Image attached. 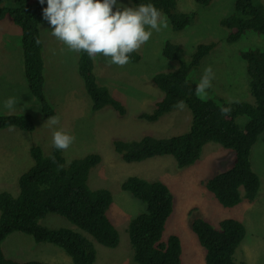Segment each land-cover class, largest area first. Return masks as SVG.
I'll use <instances>...</instances> for the list:
<instances>
[{
	"label": "trees",
	"instance_id": "trees-1",
	"mask_svg": "<svg viewBox=\"0 0 264 264\" xmlns=\"http://www.w3.org/2000/svg\"><path fill=\"white\" fill-rule=\"evenodd\" d=\"M127 1L134 7L153 4L167 17L173 32L182 31L196 18L193 12L178 11L175 0ZM192 1L205 7L213 0ZM45 7L46 0L44 4L39 0H13L9 7L3 6L0 0V21L8 19L19 29L20 56L27 90L39 103L42 117L48 119L54 114L43 96L44 63L39 31ZM218 23L225 30L226 44L236 43L246 35L264 37V5L260 0H234L231 13L221 17ZM213 48L212 43L197 44L185 61L181 48L165 40L161 55L175 62L176 69L156 73L152 77L153 85L162 96L153 103L151 110L137 116L146 123H155L183 101L191 114L188 131L171 137L146 135L139 139H112L111 148L125 163L170 156L176 168L182 169L198 161L204 144L221 145L232 151V164L202 184L222 208L230 209L242 201L251 202L260 188L259 177L251 167L250 153L258 138L264 137V47L249 45L235 52L245 65L252 104L197 97L189 78L190 72ZM139 60L137 52L130 54L129 63L136 64ZM76 71L90 99L92 112L106 107L118 117L127 113L121 101L97 84L94 58L83 51L78 52ZM221 107L230 108V113L222 114ZM239 117L246 118L242 126L236 123ZM29 120L27 114L0 115V130L11 127L32 132L33 125ZM63 152L51 144L48 155L44 156L39 146H30L28 153L32 164L17 179V195L5 191L0 193V264H51L7 259L1 245L15 232L30 236L35 243L56 246L72 264H93L95 245L109 249L118 246V231L107 214L112 204L111 194L107 190H92L87 186L89 171L101 162V157L88 154L67 162ZM53 156L55 161L51 159ZM120 187L144 205V211L131 219L126 228L132 251L131 264H182L179 238L176 235L164 238L165 222L172 213V196L168 188L158 180L147 181L135 176L124 179ZM194 214V210L188 213L190 229L202 248L204 264H244L235 259L236 250L246 235L243 224L226 218L213 227ZM46 215L64 218L77 231L42 226L39 221Z\"/></svg>",
	"mask_w": 264,
	"mask_h": 264
},
{
	"label": "rangeland",
	"instance_id": "rangeland-1",
	"mask_svg": "<svg viewBox=\"0 0 264 264\" xmlns=\"http://www.w3.org/2000/svg\"><path fill=\"white\" fill-rule=\"evenodd\" d=\"M12 1L2 0V4L9 7ZM175 1L178 11L193 12L195 20L179 32H173L169 27L160 32L153 31L150 40L138 50V63H127L121 67L109 65L103 55L94 58L96 82L121 101L127 112L123 117L116 116L106 107L98 112L91 111L90 99L76 71L78 52L69 50L51 35L52 28L47 20L41 21L43 96L54 116L60 118V124L52 128L42 117L39 103L27 90L20 56L19 29L8 19L0 21V115L27 114L33 125L32 132L11 127L0 130V193L5 191L17 195V179L32 164L28 148L37 145L47 156L52 144V131L61 128L75 138L63 152L65 160L69 162L88 154H98L101 162L89 171L87 186L92 190H107L112 197L107 214L118 231L119 243L114 249L95 245L96 259L93 264H131L132 251L126 228L131 219L144 211V205L121 190V182L130 176L147 181L158 180L168 188L172 196V213L165 222L164 238L168 235L179 238L182 264H204L202 248L190 229L188 213L191 210H194L195 217L213 227L226 218L240 221L246 235L236 250V261L264 264L263 136L258 138L250 153L252 170L260 180L259 191L251 202L242 201L230 209L222 208L202 184L232 164V151L217 143L204 144L198 161L182 169L176 168L170 156L125 163L112 151V139H139L146 135L171 137L188 131L191 114L186 107L183 110L176 107L155 123L137 119L141 112L151 110L153 103L162 96L153 85L152 77L156 73L176 69L175 62L161 55L165 40L181 48L185 61H188L197 44H214V48L190 72L193 87L196 88L203 70L210 66L214 79L212 87L207 90L208 98H222L228 103L253 102L248 92L245 65L235 52L249 45L264 47V37L246 35L233 44L224 42L226 33L218 22L231 13L234 0H213L205 7L196 5L192 0ZM260 1L264 5V0ZM117 5L134 7L127 0H117ZM9 97L19 98L13 111L3 108V101ZM245 122V117L236 120L241 126ZM39 222L47 228L77 231L72 224L56 215H46ZM1 248L6 258L18 262L72 264L70 258L56 246L35 243L30 236L19 232L10 234Z\"/></svg>",
	"mask_w": 264,
	"mask_h": 264
},
{
	"label": "clouds",
	"instance_id": "clouds-1",
	"mask_svg": "<svg viewBox=\"0 0 264 264\" xmlns=\"http://www.w3.org/2000/svg\"><path fill=\"white\" fill-rule=\"evenodd\" d=\"M39 2L44 4L45 0ZM46 3L42 14L52 28V36L71 51H83L90 58L103 55L109 65H126L130 54L138 53L142 45L150 40L153 31L160 32L169 27L167 17L151 3L137 7H122L117 5V0H46ZM114 6L116 11H113ZM213 79L212 68L206 67L196 83L198 98H208L207 90L212 87ZM18 103L19 98L9 97L3 101V108L13 111ZM185 106L183 101L176 105L181 110ZM230 111L228 107H221L222 114ZM47 124L50 128L59 125V116L48 117ZM74 139L61 128L52 131V145L57 150H67ZM51 159L55 161L54 156Z\"/></svg>",
	"mask_w": 264,
	"mask_h": 264
},
{
	"label": "bare ground",
	"instance_id": "bare-ground-1",
	"mask_svg": "<svg viewBox=\"0 0 264 264\" xmlns=\"http://www.w3.org/2000/svg\"><path fill=\"white\" fill-rule=\"evenodd\" d=\"M15 35V34H14ZM17 35V34H16ZM251 76V75H250Z\"/></svg>",
	"mask_w": 264,
	"mask_h": 264
}]
</instances>
